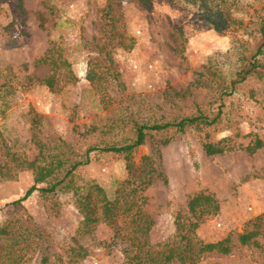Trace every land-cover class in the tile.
Listing matches in <instances>:
<instances>
[{
	"label": "rangeland",
	"instance_id": "rangeland-1",
	"mask_svg": "<svg viewBox=\"0 0 264 264\" xmlns=\"http://www.w3.org/2000/svg\"><path fill=\"white\" fill-rule=\"evenodd\" d=\"M18 2L0 0V163L12 162L7 149L32 159L38 139L53 153L82 157L90 144L125 143L135 122L166 121L199 109L212 115L222 103L225 129L200 123L183 132L154 130L130 160L125 153L95 150L78 169V184L88 190L96 182L113 198L134 171L142 174L139 181L151 177L142 194L143 209L154 219L152 243L174 239L175 216L187 213L189 197L200 192L213 193L220 209L199 219V237L214 241L251 227L264 211V146L253 154L244 149L208 154L203 142L225 136L244 145L264 140V79L251 76L225 94L239 64V33L252 32L259 38L255 44L262 41L264 0H22L21 7ZM217 8L232 19L224 34L205 16H216ZM52 47L58 65L37 64ZM64 58L77 80L67 77ZM53 73L54 88L30 79ZM196 78L202 85L176 94ZM16 161H8L10 174L0 175V222L21 214L5 205L34 183L33 171ZM77 198L74 190L36 191L23 201L31 224L45 236L50 264H123L129 241L122 219L100 222L80 235ZM74 237L88 250L86 257L69 255ZM259 240L261 247L237 245L227 255L206 254L199 264H264V237ZM40 261L36 253L29 264Z\"/></svg>",
	"mask_w": 264,
	"mask_h": 264
},
{
	"label": "trees",
	"instance_id": "trees-1",
	"mask_svg": "<svg viewBox=\"0 0 264 264\" xmlns=\"http://www.w3.org/2000/svg\"><path fill=\"white\" fill-rule=\"evenodd\" d=\"M148 3L150 0H141ZM22 6V0L18 2ZM215 6H220L218 2ZM226 11L222 8L216 9V16L207 14L206 19L214 26L215 30L220 33H226L225 29L230 26L231 20H227ZM238 21V20H237ZM239 23L241 21H238ZM239 29V28H238ZM238 29H233L230 33L238 36ZM259 31L262 34V41L255 44L258 37L253 36L252 32L243 31L239 33L237 40L240 41L235 47L237 52L236 61L239 63L234 75L229 80L230 90H226L225 94H232L238 87L249 77L253 76L264 79V19L262 20ZM228 33V32H227ZM55 48H49L47 52L36 60L37 64L52 62L58 65L55 57L51 56ZM66 65L67 77L77 80L71 71V64L67 59H62ZM53 73L48 77L37 78L36 80L47 84L54 88L55 76ZM87 78L94 80V75H87ZM72 79V80H73ZM95 81V80H94ZM226 81H224L225 83ZM195 84L198 88L202 85L199 78L190 83L186 88L175 89L177 95H187L191 92V85ZM227 85V83H225ZM223 104L218 105V110L212 115L201 111L200 109L193 114L176 116L169 120H156L152 122H143L134 124V133L129 137L128 141L123 144H90L82 154V157H65L59 153H53L48 149V143L37 140L40 144L39 152L31 159L25 155L16 156L15 152L7 151V155L12 156L11 160H4L0 163V175L10 174L11 168L8 167L10 162L17 160L16 164H26V168L31 169L34 173V183L25 191V193L5 206H12L21 212L16 217H7L0 222V264H29L36 253L41 254L40 264H50L48 246L45 236L40 229L31 224L27 217L23 201L31 196L34 192L40 193H57L59 191L74 190L77 195V202L82 212L83 218L77 228L78 234L90 231L92 226L100 222L116 223L119 218L124 222L122 229L126 231V238L129 241L127 247V259L123 264H173L179 262L181 264H199L201 257L206 254L216 253L220 255L230 254L233 247L237 245H255L262 246L259 237H264V211L252 220L249 229L243 231H231L227 236L214 240L206 241L199 237L197 229L200 225L199 219L210 213H217L220 209V203L213 193H197L191 195L187 201L188 212L175 216L176 234L172 241L152 243L149 240V232L154 225V219L143 209L145 196L142 194L148 184L151 183V177L142 179L138 178L142 175L136 174L134 171L131 178H127L115 192L113 198L108 197L103 186L98 183H92L87 188L81 189L78 184V169L90 163L91 153L95 150L112 151L117 153H125V158L130 160V154L140 144L145 142L146 136L152 131H185L186 127L193 124L203 123L213 126L216 130L226 128L223 123ZM165 140L164 142H167ZM6 145V144H5ZM264 146V140L260 137L252 143L244 145L237 143L231 136H225L218 140L206 138L203 142V149L208 154L223 153L228 150L244 149L250 154L255 153ZM6 147H8L6 145ZM10 161V162H8ZM8 168L9 170L5 171ZM152 170H157L153 168ZM159 174H162L159 172ZM134 177V179H132ZM166 180V177H164ZM146 185H142L143 183ZM71 258H83L88 255L86 247L77 239L73 238L71 245Z\"/></svg>",
	"mask_w": 264,
	"mask_h": 264
}]
</instances>
